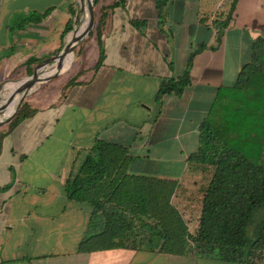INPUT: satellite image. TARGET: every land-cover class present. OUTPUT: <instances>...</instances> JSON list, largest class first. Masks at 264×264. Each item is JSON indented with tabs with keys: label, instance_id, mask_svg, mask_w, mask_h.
<instances>
[{
	"label": "crops",
	"instance_id": "1",
	"mask_svg": "<svg viewBox=\"0 0 264 264\" xmlns=\"http://www.w3.org/2000/svg\"><path fill=\"white\" fill-rule=\"evenodd\" d=\"M116 1L100 0V8ZM232 1L169 0L162 17L156 0H125L107 11L96 70L95 33L73 69L30 91L32 113L0 129V264H237L151 250L79 252L91 205L68 196L69 179L105 140L128 148L130 173L175 182L174 203L187 220L199 218L208 181L188 158L218 95L237 83L264 37V0H237L218 38L215 21ZM85 9L83 0H0V96L17 71L62 49ZM187 70L182 94L160 95L165 80Z\"/></svg>",
	"mask_w": 264,
	"mask_h": 264
},
{
	"label": "trees",
	"instance_id": "2",
	"mask_svg": "<svg viewBox=\"0 0 264 264\" xmlns=\"http://www.w3.org/2000/svg\"><path fill=\"white\" fill-rule=\"evenodd\" d=\"M99 2L94 0L96 5ZM168 2L156 0L162 17ZM236 3L232 1L225 20L215 21L218 38L229 25ZM120 4L125 0L100 8L90 35L97 34L101 49L95 70L104 61L101 27L107 11ZM133 23L141 26L145 21ZM36 62L32 59L28 64ZM189 80V70L180 79L165 80L160 95L182 94ZM30 113L24 102L13 121ZM199 133L198 150L188 160L208 183L196 230H191L173 201L175 182L130 173L134 157L128 148L97 140L68 181L69 198L91 205L88 230L78 251L124 248L264 264V37L253 43L250 62L243 66L237 83L220 92Z\"/></svg>",
	"mask_w": 264,
	"mask_h": 264
},
{
	"label": "water",
	"instance_id": "3",
	"mask_svg": "<svg viewBox=\"0 0 264 264\" xmlns=\"http://www.w3.org/2000/svg\"><path fill=\"white\" fill-rule=\"evenodd\" d=\"M83 2L87 3V10H88V24L86 28L79 34H74L71 36L68 41L64 44L62 49L55 55L51 56L50 58L42 61L36 66V70L33 72V74L25 79V82L21 87L18 88V92L20 94V98L16 104L15 109L12 113L9 115H4V109L7 108V105L3 107L2 110H0V127L5 125L6 123L12 121L18 111L20 110L21 106L24 103V100L26 96L29 94V92L34 89L39 83L49 81L54 76L61 73L63 66H64V60L70 55L73 54L75 49L84 41L86 37L90 35V33L93 31V28L95 26V5L94 0H83ZM51 65H55L56 72L50 75L42 76L38 75V71L41 68H48ZM10 100V98H9Z\"/></svg>",
	"mask_w": 264,
	"mask_h": 264
},
{
	"label": "rangeland",
	"instance_id": "4",
	"mask_svg": "<svg viewBox=\"0 0 264 264\" xmlns=\"http://www.w3.org/2000/svg\"><path fill=\"white\" fill-rule=\"evenodd\" d=\"M94 5H95V24H96V22H97V20H98V18H99V14H100L99 11H100V5H101V2H99L97 5L94 3ZM84 6L87 7V3H86V2H84ZM84 15H88V10H87V9H85V11H84ZM94 28H95V26H94ZM94 28H93V31H94ZM90 35H91V33H90ZM90 35H89L88 37H86V38L84 39V41H83L81 44H84V42H86V40H89ZM81 44L75 49V51H74V53H73V60H72L71 64H70L69 66H67V67L64 69V71H63L64 73H62V74L60 73V74L56 75L53 79H50L49 81L41 82V83H39L38 85L41 86L42 84H49L50 82H55L56 80H58V79H56V78H60V76H63V74H65V72L70 71L71 69H73V68L77 65L78 55H79L80 50H81ZM78 50H79V52H78ZM40 63H41V62H40ZM38 64H39V63H38ZM38 64H35L34 66H32L30 70H27V69H25V68L20 69L19 71H17V72L11 77V79H12V80H23V79H25V78L31 76V75L33 74V72L36 70V66H37ZM51 66L54 67L55 65H51ZM51 66H50V67H51ZM48 68H49V67H48ZM48 68H43V69H48ZM40 70H41V69H39L38 74L41 73ZM10 85H11V82L7 85V88H9ZM38 85H37V86H38ZM39 86H38V87H39ZM35 88H36V87H35ZM7 92H8V89L4 90V93L0 96V99L3 98V97L7 94ZM33 92H34V91L30 92V93L26 96L24 102H25L26 100H28V99L33 95ZM18 100H19V99H18ZM18 100H16V102H15V104H14V109H15V107H16V104H17ZM14 109H13V110H14ZM12 112H13V111H12ZM3 127H4V126L0 127V129L3 128ZM205 179H206V176H205ZM261 215H262V213H260V214L258 215L259 217L255 218V220L257 221V220L261 217ZM190 217H191L192 219H191V220H188V221H189V223H190L191 230L194 231V230H196L197 221H198V218H197V217H198V216H190ZM251 228H252V227H251ZM251 228H250V230H251Z\"/></svg>",
	"mask_w": 264,
	"mask_h": 264
},
{
	"label": "bare ground",
	"instance_id": "5",
	"mask_svg": "<svg viewBox=\"0 0 264 264\" xmlns=\"http://www.w3.org/2000/svg\"><path fill=\"white\" fill-rule=\"evenodd\" d=\"M87 9V7H85ZM88 24V15H84L83 14V20L80 22L76 32L74 34H79L81 33L87 26ZM72 34V35H74ZM73 60V54H70L65 60H64V69L69 66L71 64ZM41 73H39L38 75H42V76H46V75H50L56 72L55 66L54 67H49L48 69H42L40 70ZM26 79V78H25ZM25 79L23 80H19L16 82H11L10 87L8 88V92L7 94L0 99V110L3 109V107L5 106V104L7 105V108L4 109V115H9L10 113H12L13 109H14V104L16 102V100H18L20 98V94L17 91L19 87H21L23 85V83L25 82ZM10 98V100H9Z\"/></svg>",
	"mask_w": 264,
	"mask_h": 264
}]
</instances>
